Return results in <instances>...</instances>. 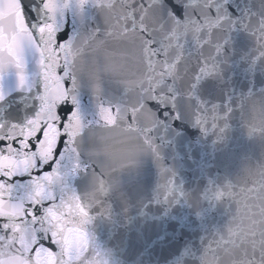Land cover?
<instances>
[{
  "label": "snow or ice",
  "instance_id": "6c2138e0",
  "mask_svg": "<svg viewBox=\"0 0 264 264\" xmlns=\"http://www.w3.org/2000/svg\"><path fill=\"white\" fill-rule=\"evenodd\" d=\"M0 33V185L23 211L0 215V264L59 250L52 214L73 167L99 182L125 259L145 264L144 242L169 220L187 226L188 205L209 195L206 180L189 187L180 174L187 158L205 177L209 160L192 159L193 148L224 141L234 124L264 139V0H0ZM49 114L57 135L41 155ZM190 128L200 138L181 153ZM144 157L152 182L139 176ZM127 178L143 188L120 193ZM240 183L236 202L257 225L217 241L229 249L218 264H264V172ZM17 225L35 231L26 251ZM200 250L186 245V264H200Z\"/></svg>",
  "mask_w": 264,
  "mask_h": 264
},
{
  "label": "water",
  "instance_id": "95a60500",
  "mask_svg": "<svg viewBox=\"0 0 264 264\" xmlns=\"http://www.w3.org/2000/svg\"><path fill=\"white\" fill-rule=\"evenodd\" d=\"M41 118L48 119L49 126L45 130L39 151L41 155H49L55 145L57 130L50 122L51 114ZM38 127L37 121L36 128ZM185 136L186 139L179 148L181 153L186 151L188 142L198 141L200 131L190 128ZM202 147H206L207 151H202ZM202 156L209 160L205 177L194 169L192 160L187 158L183 159L179 171L189 187L196 183L203 184L206 180L209 195L205 197L201 194L198 201L188 205L193 211L187 220V226L169 220L163 230L159 231V235H154L144 242L148 259L145 264H174L177 260L186 264L189 258L182 255L186 245L200 246L201 250L197 253L200 264H218L221 257L227 258L229 249L217 251V241L223 247L229 240L249 236L240 233V225L245 217L252 215L245 212L243 206L236 202L235 192H239L244 186L243 183H240L239 187L236 185L237 181L254 179L264 172V139L260 138L259 132L254 137H248L246 131L234 124L224 141H218L215 146L209 141L206 146L197 144L193 148L192 159H200ZM4 163L6 161H0V164ZM72 164L75 165V161H72ZM70 171L72 180H65L64 183L63 208L60 212L52 214L50 230L59 250L53 252L41 249L33 257L35 264H139L140 257H137L136 261L125 259V246L110 229L108 213L105 211L110 202L105 201V194L100 190L99 182L93 179L85 181L82 170L81 173H76L73 167ZM120 171H125L126 174V170ZM139 176L143 182L154 181V164L149 157L142 159ZM212 179L216 180L215 188L211 183ZM229 184L234 187L228 188ZM116 187L120 193H126L128 189L143 188V183L134 178H127L118 182ZM3 188L4 186L0 185V215H22V206L6 199L7 192ZM216 192L223 195L217 196ZM229 192L234 194L229 196ZM98 206L99 211H91ZM168 223L175 224V230L168 228ZM200 224H203V229ZM228 226L235 230V234H228ZM17 231L21 233L17 243L26 251L36 239L35 231L31 225L27 228V236L21 231L20 225H17ZM201 236L204 238L203 245L200 244ZM20 259L21 264H28L23 258Z\"/></svg>",
  "mask_w": 264,
  "mask_h": 264
},
{
  "label": "clouds",
  "instance_id": "9594fccd",
  "mask_svg": "<svg viewBox=\"0 0 264 264\" xmlns=\"http://www.w3.org/2000/svg\"><path fill=\"white\" fill-rule=\"evenodd\" d=\"M256 225L257 221L254 218L245 217L240 225V233H242L244 236L250 235L255 231ZM227 231L229 235L235 234V230L231 226H228Z\"/></svg>",
  "mask_w": 264,
  "mask_h": 264
}]
</instances>
